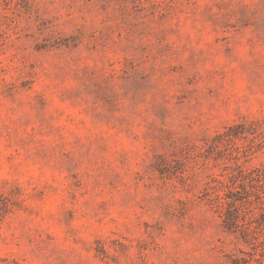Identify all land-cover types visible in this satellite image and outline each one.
<instances>
[{
  "label": "rangeland",
  "instance_id": "obj_1",
  "mask_svg": "<svg viewBox=\"0 0 264 264\" xmlns=\"http://www.w3.org/2000/svg\"><path fill=\"white\" fill-rule=\"evenodd\" d=\"M0 264H264V0H0Z\"/></svg>",
  "mask_w": 264,
  "mask_h": 264
}]
</instances>
